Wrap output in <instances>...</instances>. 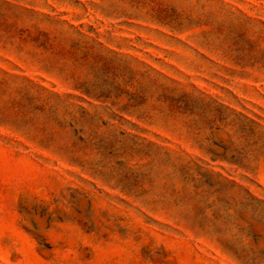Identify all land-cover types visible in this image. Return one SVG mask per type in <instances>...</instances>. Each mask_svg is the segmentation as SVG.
Here are the masks:
<instances>
[{
  "label": "rangeland",
  "instance_id": "rangeland-1",
  "mask_svg": "<svg viewBox=\"0 0 264 264\" xmlns=\"http://www.w3.org/2000/svg\"><path fill=\"white\" fill-rule=\"evenodd\" d=\"M0 264H264V0H0Z\"/></svg>",
  "mask_w": 264,
  "mask_h": 264
}]
</instances>
